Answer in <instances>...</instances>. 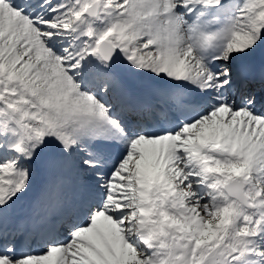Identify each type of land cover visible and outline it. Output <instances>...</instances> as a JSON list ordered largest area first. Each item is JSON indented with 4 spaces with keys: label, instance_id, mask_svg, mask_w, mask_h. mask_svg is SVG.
I'll return each mask as SVG.
<instances>
[{
    "label": "snow or ice",
    "instance_id": "obj_1",
    "mask_svg": "<svg viewBox=\"0 0 264 264\" xmlns=\"http://www.w3.org/2000/svg\"><path fill=\"white\" fill-rule=\"evenodd\" d=\"M0 264H264V0H0Z\"/></svg>",
    "mask_w": 264,
    "mask_h": 264
}]
</instances>
